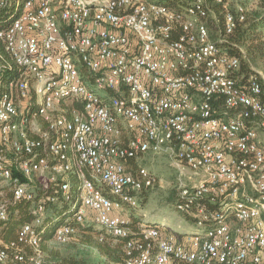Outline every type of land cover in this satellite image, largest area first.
Listing matches in <instances>:
<instances>
[{"label": "built area", "instance_id": "1", "mask_svg": "<svg viewBox=\"0 0 264 264\" xmlns=\"http://www.w3.org/2000/svg\"><path fill=\"white\" fill-rule=\"evenodd\" d=\"M224 1L0 0V179L32 215L16 239L0 235V264L45 263L41 227L58 191L77 221L127 236L125 211L157 182L136 161L164 153L196 176L178 179L175 203L195 229L142 222L123 264H264V72L240 74L224 45L243 5L211 34Z\"/></svg>", "mask_w": 264, "mask_h": 264}, {"label": "trees", "instance_id": "2", "mask_svg": "<svg viewBox=\"0 0 264 264\" xmlns=\"http://www.w3.org/2000/svg\"><path fill=\"white\" fill-rule=\"evenodd\" d=\"M168 4L173 5L175 0H164ZM214 12L220 21L210 25V29L215 34V38L224 32V16L225 12L231 6L227 7L225 1L222 3H214ZM1 19V18H0ZM214 28L216 30H214ZM224 45L229 46L230 51L241 58L240 74H248L256 71V66H261L264 70V0H259L256 8L247 12L246 19L240 22L233 33L227 36ZM243 50H246L243 52ZM77 187V191H78ZM106 191V189H103ZM51 194L55 193V189L51 187L48 190ZM76 186L71 187L70 194L72 201H75L77 193ZM60 196L61 207L53 202H48L55 207L54 219L45 225V233H41L42 248L45 252L46 243L54 235V231L61 225L70 224L77 229V237H74V243L70 246L73 250L66 253L53 252L52 257L56 259L52 264H97L88 259L85 255H81L79 250L82 247H90L97 250L99 255L121 262L126 261L128 254L126 244L129 240L143 239L141 223L148 221L149 218L145 214L134 208H128L131 219L130 232L125 237L115 238L107 233L104 229L92 222H79L74 216V212L70 211L73 202L62 198L60 191L56 193ZM58 203V202H57ZM31 202L27 199L13 200L10 207V217L6 221H0V235L6 240H14L17 237L18 229L25 222L31 221L30 212ZM48 228V229H47ZM50 228V229H49ZM75 233V234H76ZM74 234V236H75ZM46 254V252H45ZM54 259V260H55Z\"/></svg>", "mask_w": 264, "mask_h": 264}, {"label": "rangeland", "instance_id": "3", "mask_svg": "<svg viewBox=\"0 0 264 264\" xmlns=\"http://www.w3.org/2000/svg\"><path fill=\"white\" fill-rule=\"evenodd\" d=\"M258 1L259 0H233L231 9L235 10L238 5H243L245 8H247V11L249 12L253 8H256V6L258 5ZM214 30L216 29L214 28ZM211 34L215 36L212 30ZM244 51L246 53V50H243V52ZM256 68V70L264 72L261 66L257 65ZM73 103L74 102L72 101H67L65 106L71 107ZM37 124L38 122H36V125ZM262 133L264 137V131ZM173 162V157H171L168 153L159 155H147L136 161V164L138 163L150 169V171L156 177L157 182L153 188L147 189L140 193V204L137 208H130H134L135 210L140 211V213L145 214V216L149 218L150 223H160L162 220L165 219L169 221L171 227L174 230H177L178 226H181L183 227V229L192 231L195 229V226L192 223V216H189L186 213L183 214L179 212L176 209L175 203L179 199V192L181 190L179 187L178 179L183 178L185 182L190 183L191 181L196 182V176H193L191 171H189V169L187 168H185L182 173L181 169H179ZM85 172L89 173L87 169H85ZM42 177L45 179L46 175H36L35 178L33 177L35 185L37 187L36 190L38 198L41 196L42 193L41 187L44 186V183L40 179ZM20 179L23 181L27 180V178L23 176ZM71 180L72 187L76 186L77 191V187L79 188V185H77L78 179L76 177L71 176ZM4 200L10 207L12 203L10 186L7 184L6 181L0 179V201L2 202ZM56 204L59 205V207L62 206L61 202H58ZM53 206L54 205L52 204L47 205L44 224L43 227H41V229L43 230L42 233H45V231H47L45 230V225H47V222L54 219L55 207ZM127 213L129 214V212ZM50 225L47 226L50 227ZM77 235L78 234L76 233L74 237H77ZM72 243H74L73 239L70 241H63L53 235V237L47 241L45 246L46 254L44 258V264L55 263L56 259L52 257L53 252L66 253L67 251L73 250L70 246ZM79 252L81 255H85L88 259L97 264H122L121 262H116L113 259L99 255L97 250L94 248L82 247L80 248Z\"/></svg>", "mask_w": 264, "mask_h": 264}, {"label": "crops", "instance_id": "4", "mask_svg": "<svg viewBox=\"0 0 264 264\" xmlns=\"http://www.w3.org/2000/svg\"><path fill=\"white\" fill-rule=\"evenodd\" d=\"M125 214H126V215H129L126 211H125ZM146 222L150 223L149 219H148V221H146Z\"/></svg>", "mask_w": 264, "mask_h": 264}]
</instances>
